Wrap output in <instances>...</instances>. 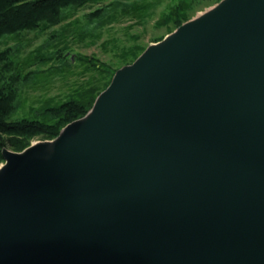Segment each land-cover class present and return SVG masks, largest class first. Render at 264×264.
I'll return each instance as SVG.
<instances>
[{"label": "water", "instance_id": "water-1", "mask_svg": "<svg viewBox=\"0 0 264 264\" xmlns=\"http://www.w3.org/2000/svg\"><path fill=\"white\" fill-rule=\"evenodd\" d=\"M2 158L0 264H264V0H223Z\"/></svg>", "mask_w": 264, "mask_h": 264}, {"label": "rangeland", "instance_id": "rangeland-1", "mask_svg": "<svg viewBox=\"0 0 264 264\" xmlns=\"http://www.w3.org/2000/svg\"><path fill=\"white\" fill-rule=\"evenodd\" d=\"M222 1L89 0L82 7L66 8L59 24L1 36L0 54L8 52L0 61V89L16 78L9 120L51 124L50 109L79 101L91 91L96 95L93 107L118 71ZM92 107L71 123L85 118ZM53 140L34 137L23 150L8 151L20 154ZM4 164L2 160L0 168Z\"/></svg>", "mask_w": 264, "mask_h": 264}, {"label": "trees", "instance_id": "trees-1", "mask_svg": "<svg viewBox=\"0 0 264 264\" xmlns=\"http://www.w3.org/2000/svg\"><path fill=\"white\" fill-rule=\"evenodd\" d=\"M89 0H0V37L33 30L40 26L50 27L64 19V11L70 7H82ZM5 51L0 61L7 57ZM16 81V78L13 80ZM0 89V163L4 149L18 152L28 146L29 141L38 137L41 140H53L60 130L74 120L83 117L92 107L96 95L79 101H68L50 109L51 124L31 120H9L14 111L16 90L13 82Z\"/></svg>", "mask_w": 264, "mask_h": 264}, {"label": "bare ground", "instance_id": "bare-ground-1", "mask_svg": "<svg viewBox=\"0 0 264 264\" xmlns=\"http://www.w3.org/2000/svg\"><path fill=\"white\" fill-rule=\"evenodd\" d=\"M33 146H35V144Z\"/></svg>", "mask_w": 264, "mask_h": 264}]
</instances>
